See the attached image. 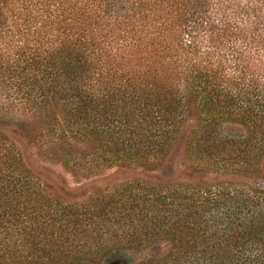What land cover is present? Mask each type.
<instances>
[{
  "label": "trees",
  "instance_id": "trees-1",
  "mask_svg": "<svg viewBox=\"0 0 264 264\" xmlns=\"http://www.w3.org/2000/svg\"><path fill=\"white\" fill-rule=\"evenodd\" d=\"M23 114L87 171L155 169L187 133L195 174L264 177V0H0V131ZM263 181L66 205L0 134V264H264Z\"/></svg>",
  "mask_w": 264,
  "mask_h": 264
},
{
  "label": "rangeland",
  "instance_id": "rangeland-1",
  "mask_svg": "<svg viewBox=\"0 0 264 264\" xmlns=\"http://www.w3.org/2000/svg\"><path fill=\"white\" fill-rule=\"evenodd\" d=\"M23 114L14 117V124L0 131L10 145L15 146L22 158L24 167L42 184L48 186L63 204H87L91 199L104 196L119 184L130 181H142L151 185L183 183L188 185H216L222 183H261L264 177L247 181L243 177L208 173L195 174L191 164L184 156L187 133L182 134L173 145L171 152L161 162H156L155 169L125 168L120 166L102 167L87 171L88 167L80 160L89 156V146L70 140L49 136L45 123H38ZM20 122V123H19ZM189 123V126H193ZM225 131L232 133V126H225ZM72 154L80 162L74 169L63 165L67 155ZM90 157V156H89ZM88 157V158H89ZM91 159V158H89ZM264 182V181H263ZM264 187V183L262 184ZM261 186V187H262ZM111 189V190H110ZM163 247L160 248L163 251ZM130 263L139 262L143 256L129 254ZM135 261V262H134ZM122 264H124L122 262Z\"/></svg>",
  "mask_w": 264,
  "mask_h": 264
}]
</instances>
